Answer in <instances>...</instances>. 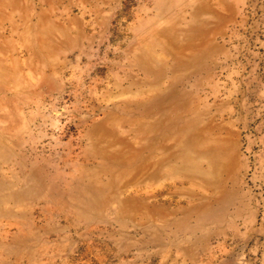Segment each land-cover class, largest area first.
Wrapping results in <instances>:
<instances>
[{
    "label": "rangeland",
    "instance_id": "1",
    "mask_svg": "<svg viewBox=\"0 0 264 264\" xmlns=\"http://www.w3.org/2000/svg\"><path fill=\"white\" fill-rule=\"evenodd\" d=\"M0 264H264V0H0Z\"/></svg>",
    "mask_w": 264,
    "mask_h": 264
}]
</instances>
